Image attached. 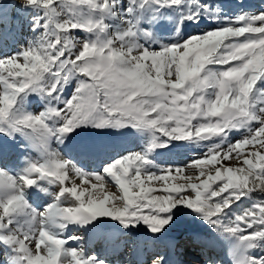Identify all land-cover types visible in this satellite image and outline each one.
I'll return each mask as SVG.
<instances>
[{
  "label": "snow or ice",
  "instance_id": "snow-or-ice-1",
  "mask_svg": "<svg viewBox=\"0 0 264 264\" xmlns=\"http://www.w3.org/2000/svg\"><path fill=\"white\" fill-rule=\"evenodd\" d=\"M14 20L34 36L0 43V264H110L125 234L182 218L197 264H225L219 239L231 264H264V201L233 211L264 193V152L245 153L264 148V3L0 0V42ZM83 129L95 134L78 140ZM179 148L203 152L159 160ZM233 154L239 166L224 164Z\"/></svg>",
  "mask_w": 264,
  "mask_h": 264
},
{
  "label": "rangeland",
  "instance_id": "rangeland-1",
  "mask_svg": "<svg viewBox=\"0 0 264 264\" xmlns=\"http://www.w3.org/2000/svg\"><path fill=\"white\" fill-rule=\"evenodd\" d=\"M4 3H12L13 0H3ZM127 2V0H125ZM213 3H222L224 6L231 9L238 0H210ZM243 3L250 4V5H260L264 3V0H243ZM228 14L231 15V11L227 10ZM250 11H254V9H250ZM65 17H61L64 19ZM208 26V22L206 21L204 24L200 25V28H193L189 27V32H194L198 30H202L203 28ZM74 35H77L83 38L86 34L83 32H74ZM162 36L167 37V32H162ZM34 36L27 26L20 29L18 21H12L10 24L5 25L4 29V37L5 42H0L5 44V50L8 52L16 51L22 44L26 43ZM242 39V38H241ZM75 87V81H73L72 85L66 92V95L70 93L72 88ZM35 104L32 105L33 110H35ZM95 132L92 129H83L80 132V137L77 139L79 140L82 137H88L94 135ZM240 138L239 135L234 134L233 139ZM0 139L7 141V137L0 136ZM19 143H23V141H18ZM113 143L114 145H119L121 143H127L125 141H121L118 134H113ZM129 147H132L135 150V141L128 144ZM74 150V145H69L68 151L72 152ZM252 151H262L264 152V148H261L258 144L255 146H248L245 149V153L252 152ZM203 150H196L195 152L190 150L189 148H179L173 149L172 151H165L160 150L159 160L163 161L167 164L171 165H186L188 164L194 157H199L202 155ZM35 156L36 154L33 153ZM243 159V157H240ZM224 164L228 166H239L238 159L230 157L228 161H224ZM13 169L15 165L12 166ZM186 174L195 176L196 172L192 169H188ZM202 177L201 179H203ZM198 182V181H196ZM77 183H80L77 180ZM69 186H71L69 184ZM108 190L113 192H118L115 186H112L109 182V185H106ZM264 201V193L259 191L253 192L250 199H243L240 203L233 205V211L240 212L244 209L250 207L253 202ZM74 198L68 197L67 200L64 201L63 207H71L75 206ZM191 218H182L181 220L177 221L176 225L169 229V231L165 234L157 236H153L150 234L146 229L141 228L138 231H134L131 233H127L124 236L125 243L115 252L108 254L107 259L109 260L110 264H136L141 258H145V262L143 264H151L153 258L158 255L165 256L169 264H177L178 261H183L184 264H197L195 257V252L192 248L188 247V240L189 237L192 235L193 231L196 229V225H193L190 222ZM114 223V222H113ZM73 234L79 235L84 237L85 240V247L89 250H99L105 247V244L100 241L99 239L90 237L89 234L84 233L83 231L76 232L73 229ZM179 244L177 247L173 248L171 245L173 242H178ZM72 246H75V242H71ZM169 246V248H168ZM217 250H221L222 253L220 255L223 259L226 260L227 264H231V255L228 253V248L230 244L228 240L219 239L217 241ZM124 247V251L122 248ZM121 253H123V258L120 261ZM141 257L142 255H145ZM141 257V258H140Z\"/></svg>",
  "mask_w": 264,
  "mask_h": 264
},
{
  "label": "bare ground",
  "instance_id": "bare-ground-1",
  "mask_svg": "<svg viewBox=\"0 0 264 264\" xmlns=\"http://www.w3.org/2000/svg\"><path fill=\"white\" fill-rule=\"evenodd\" d=\"M228 243L230 244V242L228 241ZM179 244V241L178 242H176V245H178ZM168 248H169V246H168ZM230 249H231V244H230V247L228 248V253L230 254ZM125 249H124V247L122 248V251L121 252H123ZM219 253H222V251L221 250H219ZM123 253H121V256H120V261L122 260V258H123ZM143 256H146V254L145 255H142L141 257H143ZM140 257V258H141ZM145 258L146 257H143V258H141L136 264H143L144 262H145ZM224 261H225V264H227V262H226V260L224 259Z\"/></svg>",
  "mask_w": 264,
  "mask_h": 264
}]
</instances>
